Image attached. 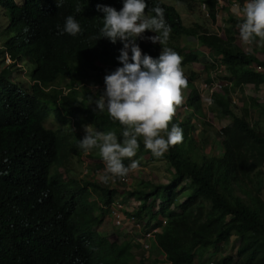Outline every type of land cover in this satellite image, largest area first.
Masks as SVG:
<instances>
[{"label":"trees","instance_id":"trees-1","mask_svg":"<svg viewBox=\"0 0 264 264\" xmlns=\"http://www.w3.org/2000/svg\"><path fill=\"white\" fill-rule=\"evenodd\" d=\"M146 2L149 16L155 15L152 9L157 5L165 10V20L172 31L163 47L173 49L183 58L182 65H187L200 61L198 48L187 45L196 39L202 47L221 56L220 62L229 71L234 86L212 95V103L206 105L201 91L193 86L186 100L192 109L184 114L180 109L186 105L177 109L172 123L183 129V142L190 140V151L183 150L180 143L156 158L145 149L143 137H139L137 155L165 159L173 172L166 183L142 180L138 188L128 190L125 182L112 188L96 182L80 183L76 178L65 181L57 170L79 143L65 128L75 116L84 123L79 128L92 126L104 133L112 131L119 142L123 141L124 126L113 120L107 109L100 112L95 108L103 91L86 84L82 89L76 88L72 80L76 77L74 66L86 72L103 66H109L112 72L122 66L117 57L123 42L98 38L104 13L97 11L96 5L120 10L123 0H23L22 4L0 0L10 20L7 29L13 32L4 42V50L0 49V264H144L143 260H123L127 244L111 242L98 231L108 209H102L99 217L94 216L96 202L88 200L93 188L101 191L108 206L117 195L125 196L123 201H141L135 215L147 214L155 225L161 224L156 238L166 253L164 264L203 263L207 254L213 255L215 264H264V131L257 127L260 117L264 119V103L252 98L251 104L239 113L233 108L232 97V92L250 83L256 88L264 86V74L253 66H264V60L256 55L260 38H254L256 47L245 52L235 42L240 32L233 27H227L225 38H221L200 24L185 25L175 6L161 0ZM216 2L212 1V20L216 19ZM69 15L80 24L81 32L76 36L63 31ZM226 21L239 25L242 19ZM146 32L156 35L151 30ZM136 43L143 54L153 58L162 51L159 42L138 38ZM5 51L16 62L27 60L34 66L28 87L13 80L17 63L5 65ZM131 55L129 48L130 62ZM192 77L196 75L193 73ZM68 78L71 86L65 94L62 84ZM51 103L56 105L55 117L63 125L59 129L44 124L50 116ZM204 106L231 121L215 133L222 154L203 155L206 132L212 128L206 121ZM250 111L256 117L259 113L254 122L248 118ZM197 117L206 126L198 142L203 147L196 145L193 136L189 137L196 130ZM92 150L101 167L99 148ZM130 162L131 159H123L125 166ZM234 237L239 239L235 255L221 254Z\"/></svg>","mask_w":264,"mask_h":264},{"label":"clouds","instance_id":"clouds-1","mask_svg":"<svg viewBox=\"0 0 264 264\" xmlns=\"http://www.w3.org/2000/svg\"><path fill=\"white\" fill-rule=\"evenodd\" d=\"M16 2L22 4L23 0H16ZM216 4L217 7L221 8L233 6V11L237 15L234 16V18L242 19L239 25H231L229 22L227 27H233L235 31L240 32L236 34V40L238 36H240L241 40L246 45L242 48L238 42H236V44L245 52L252 50L254 38L258 37L261 41H264V0H246L244 3H241L239 0H217ZM203 7L205 9L207 8L206 3L203 4ZM96 8L97 11L104 13L103 27L100 29L101 35L98 38L106 37L112 43H116L118 39L123 42V48L120 49V55L117 57L122 66L117 67L112 72L109 71V66L98 68L96 70V75L101 74L97 75L100 83L96 84V82H93L91 86H88L92 89L103 91L100 97L95 101V108L100 112H104L105 109H107L109 116L124 126L122 133L123 141L122 143L119 142L116 134L112 131L104 133L99 131L97 127H93L98 130L93 132L94 130L92 131L85 126L86 135L82 140H79L77 145L78 148L85 151L80 157L83 159L84 163H82L83 167L78 176H73L72 178H76L80 183L96 182L104 187L110 185L112 188H117L123 183L121 181L122 178L126 176L129 177L128 173L130 170H135L139 167V162L136 160H132L129 166H125L123 163V159H131L136 156L137 150L140 147L138 142L139 137H143L145 149L149 150L156 158L162 157L170 147L183 142V129L172 122L177 109L183 104L186 106L180 109L182 114L192 109L187 106L186 100L188 99L192 87L196 85L192 83L194 85H192L190 91H188L187 96H183V90L186 89L188 83H190V81L188 82L189 77L185 72L186 70L189 69L188 72L192 77L194 73L193 67H195V65L193 66L194 63L197 64L201 61H209V64H204V70L207 72L208 76L202 81L201 88L196 86L202 93L201 96L204 105L212 103L211 100L207 102V100L210 99L209 97L215 93H224L226 88H232L234 84L229 71L225 65L220 62L221 56L213 53L209 48L202 46L197 47L200 61L182 65L183 58L177 52L169 47H163L166 45L172 29L171 26L166 23L164 8L159 5L152 9L155 13L153 16L146 15V9L148 8L146 0H123V7L120 10L100 3L96 5ZM79 11L80 8L78 7L77 12ZM217 16L216 13V19ZM208 17L212 20L210 12ZM227 17L230 18L229 16ZM212 21L214 22V20ZM200 25L203 26L202 24ZM227 27H225L224 30H226ZM146 30H151L156 33V35L150 36L147 39L151 40L153 44L159 42L162 46V51L157 58H153L148 54H143L139 44L136 43L138 38H143V34ZM63 31L72 36H76L81 32V27L79 22L73 16L69 15L66 17ZM207 31L209 30L207 29ZM209 32L219 36L218 33ZM225 36L226 31L223 38H225ZM4 48L5 45L0 39V49L4 50ZM129 48L132 53L131 62L129 59ZM3 57L5 65L16 62L15 59L8 55V51L3 53ZM8 57L9 60L7 59ZM21 62L23 61L16 62L17 67ZM212 64L215 65V67L212 66ZM253 66L258 70V66L262 68L263 65L254 64ZM32 70L33 69H31V71ZM79 70L86 72L85 69L82 68ZM220 81L224 82V88L221 91L212 90L213 86ZM82 86L75 87L82 89ZM69 91L70 90H66L63 87V92L65 94ZM233 93L234 92H232V97ZM233 103L238 104V101L233 98ZM258 116L259 113L257 114V117ZM48 119H46V121ZM73 119L74 118H72V121ZM46 121L44 122L45 126ZM169 125H171L170 130ZM93 148H99V154L103 159L100 163L101 167H98L96 164L97 167L91 168L93 159L91 158V152L89 155L88 152ZM68 159L64 160L63 163L57 167V170L62 174L63 180L65 181L71 178H66L60 171V168L64 166ZM105 164V170H103V172H98L99 169L105 167ZM55 169L56 168H53V170ZM114 178L117 179L114 180ZM125 183L128 187L130 186L129 183ZM94 190L98 191L99 189H90L89 191L91 194L88 200ZM113 200L114 201H112L109 206L103 200L104 205L101 207V210L108 209L107 212L111 215L113 224L116 226L117 230L121 232L124 230L126 233L135 235V243L139 246L143 254L140 256V260H143L144 264H151L152 261H154L155 264L156 262L157 264H164L166 261V253L159 247L156 238L157 233L162 230L161 224L155 225V221H151L150 216L147 214L144 215V217H137L135 215L141 204V201L136 198L123 201V198H119L117 195ZM130 202L135 204H130ZM129 204L130 208L127 206ZM119 205L125 206L124 209L122 208L125 218L134 223L132 230H127L126 228L116 225L114 212L118 209ZM165 222V218H163V224ZM151 229H156L153 246L154 243H156L163 251L165 255L164 262L151 256L153 247L150 251H146L137 242V230L148 231ZM208 255L209 254L206 255L202 264L206 263Z\"/></svg>","mask_w":264,"mask_h":264},{"label":"rangeland","instance_id":"rangeland-1","mask_svg":"<svg viewBox=\"0 0 264 264\" xmlns=\"http://www.w3.org/2000/svg\"><path fill=\"white\" fill-rule=\"evenodd\" d=\"M162 2L175 6L178 11L181 13L183 21L186 25H194L195 23L198 24H202L204 27H206L209 31L211 32H215L218 33L219 36L221 38L224 37L225 34V30L224 28L228 26L229 22L226 21V19L228 18L227 16H229L230 18H234V16H237L233 9V6H229V7H225V8H221V7H217V4H215V11L217 12V19L214 20V24L212 25V21L210 20V18L208 17L209 12H211L212 10V1L213 0H161ZM206 3V9L203 7V4ZM226 4L228 5L227 1ZM242 8V6H241ZM146 15L149 16V13L146 12ZM9 16L6 13V11L0 6V39L2 40V43H4L9 37H11L13 35V32L9 31L7 29L8 25H9ZM148 37H150V34H148L146 31L143 34V38H145L146 40ZM238 42V44L244 48V46L246 45L240 38V36H238V39L235 41ZM188 48H197V47H201V44L199 41H197L196 39L189 41L187 43ZM256 47V44H253ZM202 49V48H200ZM8 55L10 57H12V55L8 52ZM201 55V54H200ZM257 57L260 60H264V43L263 41L259 40L257 42V53H256ZM210 60V59H209ZM209 64V61H201L197 64H193V66L195 65V67H193V71L194 74L196 75V77L194 79H192V77L189 74V69L186 70V74L189 77V81L190 83H188V87L186 89L183 90V96H187L188 91H190L192 85H196L198 87L201 88V84L202 81L208 76L207 72L204 70V64ZM215 67V65H214ZM31 69L34 70V66L29 62V61H23L20 64H18V68L15 70V72L12 74L13 80L19 81L21 83L24 84V86L28 87L31 82H30V76L29 74H31L33 72V70L31 71ZM81 68H78L77 66H74V79L75 83L74 85L76 87L82 86L83 84L86 85H92L93 82H96V84L100 83L98 81L99 77L97 75H101V74H97L96 75V71L94 72H84L79 70ZM214 69V68H213ZM212 69V70H213ZM256 70V69H255ZM262 70V71H261ZM216 71V70H215ZM260 73L264 74V66H262V68L258 67V70H256ZM197 73V74H196ZM213 73V72H211ZM80 74V75H78ZM71 79L68 78L66 79L62 86L66 89V90H70V86H71ZM194 83V84H192ZM201 90V89H200ZM204 96V95H203ZM210 98V97H209ZM233 98H235L238 101V104L233 103V108L234 110H236L239 113H243L245 108L251 104V99L252 98H258L260 103H264V86H262L261 88H256L255 85L253 83H250L249 85H245V87L240 90H236L235 93H233ZM210 99L207 100V102ZM50 106L52 107L50 110V117L49 119L46 121V126L48 128H54V129H59L61 127H63L62 124L57 122V119L55 117V107L56 105L54 104H50ZM205 107V106H204ZM63 111V110H62ZM205 111L207 114V118L206 121L212 125V128L208 127V130L206 132V143H205V148H203L202 151H204L205 154L202 153L201 149H197V151L203 155H212L214 154V152L218 153V154H222V148L220 146L219 140L216 138V131H218L219 129H221L222 127L228 125L231 123V121L228 118H220L216 112L214 110H211V107L209 109H207L205 107ZM259 111L261 112V107L259 108ZM253 112L250 111L249 113V120H251L252 122L255 121V119H257V117L252 116ZM255 117V119H254ZM259 118V116H258ZM82 121L78 118V116H75L72 124L71 122L66 126V128L68 129V132L71 135H75L77 140H82L84 138V136L86 135V131L85 128H83L84 123H81ZM202 119L198 120V117L195 120V128L196 130L194 131L193 134H190L189 137H194V142L196 143V145L198 146H202L203 145L201 143H198L201 141V131L204 130V128H206L205 125L201 124ZM259 126H257L258 128L262 129L264 131V119H262V117H260V121H259ZM83 126V127H78V126ZM88 128H90L93 132L98 131L96 128H93L91 126H87ZM74 130V133L72 131V129ZM184 136V134H183ZM217 143V145L215 144L214 147H212V144ZM183 143V150L190 151V140L186 139L185 142ZM78 143L76 142V144L73 147L74 150V154L69 157V159L65 162L64 166L60 168V171L64 174V176L66 178H72L77 177L80 170L83 167V159L80 158L82 156V154L85 152L83 149H80L77 147ZM196 149V148H195ZM81 152V153H80ZM90 152L93 154H91V158L93 159L92 163L93 165L91 166V168H95L97 167L96 164L97 162H99V159L96 158V153L93 152V150L91 149L88 152V155L90 154ZM85 160V157H84ZM91 160V159H88ZM101 160V159H100ZM132 160H136L139 162V167L135 170H130L129 171V179H130V186L128 187V190L130 189H136L140 186V183L142 180L144 181H152L154 183H166L169 180L170 175L172 174L173 170L171 169L169 163L165 160V159H160V160H152L151 157L149 155L146 156H138L136 154L135 157L131 158V162ZM96 162V163H95ZM130 162V164H131ZM120 189H125L120 188ZM262 195L264 198V184H263V191H262ZM123 197V196H122ZM119 197V198H122ZM89 201H96V205L93 208V214L94 216H100L101 214V207L104 205L103 200H102V193L98 190V191H93ZM130 204H135V203H131ZM130 204L127 205L129 206L128 208H130ZM229 218V217H227ZM226 218V219H227ZM98 231L102 234H104L105 236H107L111 241H115V242H122L125 241V244H127V246L124 248L123 252H122V257L123 260H127V261H136V262H141L140 260V256H142L143 254L140 251L139 246H137V244L135 243V235L134 234H130V233H126L124 230L121 232L119 230H117L116 226L113 224V220L111 218V215L107 212L106 217L104 222L98 226ZM239 244V239L237 237H234L232 239V241L230 242V244L228 246H224L223 249L220 251L221 254L222 253H226L229 255H235L237 247ZM151 256L164 262L165 258H164V253L163 251L156 245V243H154L153 246V252L151 253ZM197 263L195 264H202V262L198 263L199 261H196Z\"/></svg>","mask_w":264,"mask_h":264},{"label":"built area","instance_id":"built-area-1","mask_svg":"<svg viewBox=\"0 0 264 264\" xmlns=\"http://www.w3.org/2000/svg\"><path fill=\"white\" fill-rule=\"evenodd\" d=\"M249 45V44H248ZM9 60V57L7 58ZM259 68H261V66H258ZM224 88V82L220 81L217 82L215 84V86H213L212 90H217V91H221ZM106 168V164L105 167H103L102 169H99L98 172H103V170H105ZM117 178H114V180H116ZM122 182H130L129 177H124L121 179ZM122 208L124 209L125 206L123 205H119L118 209L115 210L114 212V220L115 223L118 227H123L126 228L127 230H132V228L134 227V223L132 221H129L125 218V215L122 212ZM136 237H137V242L141 245V247L146 250V251H150L153 247V241L155 239V233H156V229H151L148 231H136ZM205 264H215L214 261V257L212 254H209L207 257V261Z\"/></svg>","mask_w":264,"mask_h":264},{"label":"crops","instance_id":"crops-1","mask_svg":"<svg viewBox=\"0 0 264 264\" xmlns=\"http://www.w3.org/2000/svg\"><path fill=\"white\" fill-rule=\"evenodd\" d=\"M212 21V20H211ZM212 25L214 24V22L212 21V23H211Z\"/></svg>","mask_w":264,"mask_h":264}]
</instances>
